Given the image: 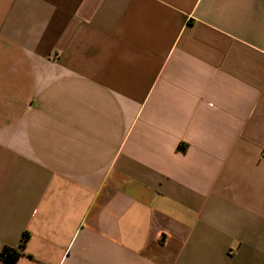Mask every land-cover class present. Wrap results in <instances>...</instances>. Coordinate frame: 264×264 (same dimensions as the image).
Returning <instances> with one entry per match:
<instances>
[{
	"label": "crops",
	"instance_id": "obj_1",
	"mask_svg": "<svg viewBox=\"0 0 264 264\" xmlns=\"http://www.w3.org/2000/svg\"><path fill=\"white\" fill-rule=\"evenodd\" d=\"M24 232L14 264H264V0H0Z\"/></svg>",
	"mask_w": 264,
	"mask_h": 264
},
{
	"label": "trees",
	"instance_id": "obj_2",
	"mask_svg": "<svg viewBox=\"0 0 264 264\" xmlns=\"http://www.w3.org/2000/svg\"><path fill=\"white\" fill-rule=\"evenodd\" d=\"M181 151L185 149V145L179 144L177 146ZM27 233L21 235L20 241L15 247L3 246L0 250V263L1 264H14L17 258L23 254L24 245L27 239Z\"/></svg>",
	"mask_w": 264,
	"mask_h": 264
}]
</instances>
